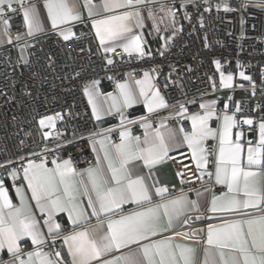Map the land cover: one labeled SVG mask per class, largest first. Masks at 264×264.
I'll return each instance as SVG.
<instances>
[{
    "label": "snow or ice",
    "instance_id": "6c2138e0",
    "mask_svg": "<svg viewBox=\"0 0 264 264\" xmlns=\"http://www.w3.org/2000/svg\"><path fill=\"white\" fill-rule=\"evenodd\" d=\"M13 2L14 0H0V20L4 25L0 37H6L9 43L13 41L9 34L10 22L2 18L7 11H16L13 8ZM17 2L27 27L26 35L32 37L36 33L43 32L44 27L36 6L34 4L26 6L24 0H17ZM144 2L145 0H102L100 5H94L92 0H83V7L87 8L88 17L92 18V28L105 53L115 52L114 47L106 46L107 42L125 40L126 43L121 45L125 53L130 55L136 52L141 57L151 54L145 52L143 37L132 34L133 27H143L144 18L140 6ZM259 6L264 7V0H261ZM45 7L53 28L69 25L70 22H82L80 0H45ZM224 7L225 10H231L227 5ZM118 9L125 10L117 13ZM99 10L107 14L101 16ZM207 10L211 11V9ZM168 13L171 14V9H168ZM149 14L151 15V11ZM59 34L64 41H70L76 36L70 26L60 30ZM22 39H24L22 34H17L15 37L17 42ZM21 47L24 48L27 45L22 44ZM113 63L112 59H107V64ZM214 63L220 70V61L216 60ZM239 75L244 79H251L242 71ZM220 79L222 84L228 86L233 80V75L231 73L225 75L223 71H220ZM98 84V80H93L84 87V92L92 106V114L97 121L101 120V114L105 111L95 99L100 95L97 91ZM132 84L138 86V93L133 90ZM117 89L118 95L107 94L112 100L108 112L112 109L120 111L131 107L138 102L137 95L143 97L149 113L169 107L164 96L152 83L149 71L143 73V79H134L132 83L118 82ZM215 104L216 101L200 104L203 112L202 114L194 113L189 117L192 121V131L184 133V140L192 150L197 168L200 169L208 162L204 141L218 136L215 181L217 184L226 185L227 192L220 196H213L210 211L237 213L242 218L222 225L208 226L207 247L203 248L202 259L198 258V249L193 244L176 243L172 237L154 239L149 242L151 237L174 230L178 223L188 224L186 212L193 208L198 209L199 206L196 200H189L184 194L163 199L168 191L167 187H155V194L162 199L159 203H153L145 177L133 178L128 167L130 162L141 160L151 169L153 165L160 163L169 151L164 142V134L159 128L155 129L154 136L149 133L148 129L151 125L146 122V117L140 118L142 127L145 129L143 141L141 142L139 136H132L128 130L121 131L120 143L112 145L111 152L106 146V141L110 142L108 133L112 131L111 128L104 130L102 135L101 133L90 134L93 141L96 136L101 135L99 144L104 151L103 161H106V168L100 157H97L96 166L86 169L84 173L76 172L70 159L62 162L53 160L54 168L47 167L46 160H41L39 163L28 160L27 166L23 169L24 178L28 181L32 199L36 201L39 211L47 214L44 224L47 226L48 233L53 235V239L61 229V225L53 219L55 213L67 212L73 225L87 220V209L82 206L81 197H87V208L91 209V215L99 217L101 213H104L109 216L107 231L101 232L99 228L85 229L63 237L67 252L71 256L70 264H264V207H262L264 206V184L257 180L261 173L252 170L254 167L264 168V122L259 125L258 144L252 146L251 141L248 142L245 166L242 162L244 152V145L241 143L242 133H236L235 141L232 139V129L236 124L234 116L225 114L219 130L212 128L209 124L216 115ZM179 111L186 112L187 109L180 104ZM62 119L61 114L56 113L41 117L38 123L41 129H55L56 121ZM123 119L121 114L122 123ZM244 123L252 125L253 121L247 119ZM42 135L48 139L53 136V132L43 131ZM55 135L59 137L61 133L57 131ZM169 135L171 137L173 134L169 132ZM141 143L144 147H141ZM45 151L48 150L45 149ZM21 159L24 158L21 157ZM12 174H16L15 170ZM203 174L202 172L201 175ZM76 177L80 179L77 181ZM17 192L19 193L20 189H17ZM0 201H2L0 203V251L6 248L13 257L12 261L3 262V264H62L61 260L53 258L61 257L60 252H44L42 247L27 252V259L22 258L23 250L19 241L23 237H30L33 245L42 246L45 243L39 221L25 208L23 198L20 207L12 205L6 190L2 187V182H0ZM130 201L136 203L140 210L120 214L117 219L111 218V215L121 210L122 205ZM5 209L8 211L5 212ZM249 209L257 210L260 214L248 212ZM175 235L195 241V233L177 231ZM131 245L137 246L135 252L106 258L114 250L129 248Z\"/></svg>",
    "mask_w": 264,
    "mask_h": 264
},
{
    "label": "built area",
    "instance_id": "2783aa9c",
    "mask_svg": "<svg viewBox=\"0 0 264 264\" xmlns=\"http://www.w3.org/2000/svg\"><path fill=\"white\" fill-rule=\"evenodd\" d=\"M96 1L99 0H92ZM225 5L231 10H225ZM259 5L244 0H188L180 7L182 24L169 35L171 39L168 37L163 45L145 48L151 54L141 57L139 53L129 55L121 47L105 53L85 18L72 26L76 36L70 41L55 34L28 37L19 3H13L16 11H7L2 18L10 22L13 41H7L0 49V180L20 186L29 159L46 160L47 164L54 159H70L76 170L84 171L95 164L91 133L103 134L111 128L108 135L115 143L119 129L127 127L142 140L145 133L141 117H146L152 127L157 120L165 119L184 132H191L185 115L149 118L141 104L97 121L84 92L85 85L98 80L105 90L115 92L117 83L130 73L136 77L149 71L169 107L183 104L186 108L190 101L225 95L224 100L216 99L217 116L210 120V126L217 128L221 117L231 114L242 124L244 118L251 119L249 129L255 135L257 122L264 121V7ZM0 26L4 27L2 20ZM17 34L24 39L17 42ZM22 44L27 47L22 48ZM109 58L114 61L111 65L107 64ZM216 60L221 63L220 70ZM240 69L251 78L243 86L250 96L236 100ZM220 71L233 75L228 86L222 84ZM56 113L63 117L56 121V128L41 129L38 120ZM43 131H52L53 136L45 139ZM57 131L61 133L59 137L55 135ZM218 145V138L204 141L208 162L203 169L197 168L189 148L167 154L165 162L151 169L155 181L167 187L169 194L192 195L196 188L204 186L214 194L222 193L224 188L213 180ZM13 170L18 177L12 176ZM249 212L260 214L257 210ZM199 216V242L203 244L205 228L211 222L210 212L203 210ZM54 221L61 229L50 242L49 253L60 252L61 257L53 258L66 264L68 253L62 236L71 227L63 214L55 215Z\"/></svg>",
    "mask_w": 264,
    "mask_h": 264
},
{
    "label": "crops",
    "instance_id": "0c3cea01",
    "mask_svg": "<svg viewBox=\"0 0 264 264\" xmlns=\"http://www.w3.org/2000/svg\"><path fill=\"white\" fill-rule=\"evenodd\" d=\"M188 0H168V3L170 5H179V8L176 9L174 11V18L172 19V21L170 23H166V21H162L161 26L160 27H156L154 24H152L150 18V14H149V10L147 8V6H145L144 4L140 6V11L143 15L144 18V24L143 27H133V35H141L143 37V46L144 48H150V47H155L158 45H163L166 41V39L169 37V35L182 24V13L180 12V7L182 4H184L185 2H187ZM244 2H251V3H259L261 4V0H244ZM13 3H18L17 0H14ZM25 5H29V4H34L36 6L38 15L42 21L43 27H44V31L40 32V33H36L34 36H40L43 34H55V35H59L60 30H62L65 27H72L75 24H77L78 22H70L69 25H61L58 26V28H53L51 25V20L48 17L47 14V8L45 7V0H24ZM94 5H100L102 3V0L96 1V2H92ZM125 9H118L116 10V12H120L123 11ZM80 11L82 13V20L85 18L88 20V24L91 27V29L93 30V33L95 35V30L92 28V24H91V20L92 18L88 17L87 15V8L83 7V0H80ZM100 11V15H106L107 13H104L102 10ZM99 18V17H96ZM2 26H0V32L3 31ZM161 30V34L160 37L158 39H151L155 36V34L158 33V30ZM33 37V36H32ZM62 37V36H60ZM96 37V35H95ZM97 42L99 43V39L96 37ZM7 43V38L6 37H0V49L2 47L5 46V44ZM126 43L125 40H117V41H110L107 42L106 46L109 47H121L122 48V44ZM101 49L103 50V46L100 45ZM136 53V52H133ZM143 73L141 72L138 76L133 77L130 75H127L122 81L120 82H129L132 83V81L134 79H143ZM151 75V74H150ZM152 76V75H151ZM152 83L155 85V78L154 76H152ZM156 86V85H155ZM133 90L136 91L138 93V86L132 84ZM157 88V87H156ZM97 91L100 94L99 96L95 97L97 104L104 109L105 111L102 112L101 117L106 116L108 114H112V113H116V112H120L123 109H128L131 108L135 105H143L145 110L147 111V107L143 102V97H140L139 95H137V103H134L131 107H127V108H123L120 111H117L116 109H112L111 112H108L107 110L109 109L110 105L112 104V100L110 97H108V93H112L113 95H118V89L115 92H110L105 90L101 83L99 82V84L97 85ZM216 96L217 95H209V96H205L202 97L201 99H199V103L194 106V107H190V108H186L187 111L186 112H180L177 111L179 110V107H168L165 109H157L156 111L149 113L147 111V115L149 118L152 117H160V116H168L173 114L174 112H176V115L180 116V115H185L188 120H189V124L191 127V131H192V121L189 118L192 114L200 112L202 114L203 110L200 108V104L201 103H208L210 101H216ZM87 100H88V96L86 95ZM89 102V101H88ZM91 111H92V106L89 103ZM216 107V104H215ZM227 115H231V114H227ZM217 116V113L214 117ZM224 116V115H223ZM223 116L220 119L219 125L217 129L219 130L222 123H223ZM233 116V115H231ZM235 118V117H234ZM248 118H244L243 119V124L241 122H239L238 120H236V124L234 125L233 129H232V139L233 141H235L236 139V133H242L241 136V143L244 145V152L242 153V162L243 164L246 166L247 163V147H248V142L251 141L252 146H256L259 142V130H258V123L260 122H264V121H258L257 122V129H256V134L253 135V133L251 132V130L249 129L248 124L244 123L245 120H247ZM149 123V122H147ZM210 123V121H209ZM150 124V123H149ZM151 125V124H150ZM163 125V126H162ZM159 128L160 131L164 134V142L165 144L168 146L169 151L167 154L183 149V148H189L187 146V142L184 140V131H181L180 128L178 126H173L170 125L168 123V121H166L165 119H159L157 120V124L155 127H150L148 129L149 133L152 134L154 136V132L155 129ZM144 129V127H143ZM124 130H128L130 131L127 127H121L118 131V140L113 143L110 137V142L106 141V146L108 147L109 151H112V145L114 144H118L120 143V132L124 131ZM169 132H171L173 135L170 137ZM144 133H145V129H144ZM102 135V134H101ZM101 135H98L95 137V141H91L90 142V147L91 150L93 152L94 158H95V164L92 165L91 167H95L97 164V157H100L103 165L106 168V161H103V155H104V151L103 149L100 147L99 144V140L101 139ZM133 136V135H132ZM218 138V136L216 137ZM144 139V138H143ZM143 139L141 140V142L143 141ZM219 139V138H218ZM141 147H144L143 143H141ZM219 148V145H218ZM218 148H217V153H218ZM190 149V148H189ZM191 153L192 150L190 149ZM216 153V155H217ZM165 158L158 164L153 165L151 167V169L157 165L162 164L163 162H165ZM194 159V158H193ZM32 160V159H31ZM57 162H62L63 160H68V159H54ZM36 163H39L40 161H36L33 160ZM53 161V160H52ZM28 162V160H27ZM27 162H26V166H27ZM194 162L197 166L196 160L194 159ZM47 167L49 168H54L55 165L51 162V164H47ZM72 167L74 168V166L72 165ZM130 172L133 176V178H135V176H144L145 177V182L147 183V185L150 187V191L152 194V202L153 203H159L161 201V197L157 196L155 194V187H162L161 185H159L156 181L155 178L152 175L151 169L147 166H145L143 164V161L141 160H136V161H132L130 162V164L128 165ZM90 168V167H89ZM204 168V167H203ZM200 168V169H203ZM75 169V168H74ZM88 169V168H87ZM76 170V169H75ZM252 170L254 171H258L261 173V175L259 177H257V180L263 184V172H264V168H256L254 167ZM76 172L78 173H84V171H78L76 170ZM109 177H110V173H108ZM13 177H18L17 174L13 175ZM86 179V176L84 177ZM77 181L80 179V177H76ZM214 183H216L215 181V171H214ZM0 182H2V187L6 190V194L8 196V198L10 199L12 205L14 207H20L21 206V202H22V198H23V205L25 206V208L27 210H29L37 219V221H39V228L41 230V232L43 233L44 237H45V243L42 246H37V245H33L31 242V238L30 237H23L21 239V241H19L21 249L23 250L21 255H24L25 258L27 259V255L26 253L29 251H33L34 249H36L37 247H42V250L44 252H48L49 253V244L53 239V235L48 233V229L47 226L44 224V219L47 218V214L46 213H41L39 211V208L36 206V201L34 199H32V194H31V189L28 187V181L24 178L23 175V181L22 184L18 187H13L10 184L0 180ZM221 187L224 188V191L220 194H214L211 192V190L208 187H198L196 188L193 192L192 195H188L187 193H179V194H169L168 192H166L164 194L163 199H171V198H175L180 196L181 194H184L187 196V198L189 200H196L198 202V209L193 208L190 211L186 212V217L188 218V224H183L178 223L175 226L174 230H168L166 232L160 233L155 237H151L149 242L151 240L154 239H163L165 237H172L174 242L176 243H190L193 244V246H195L198 249V258L202 259L203 257V248L207 247V228L209 225L212 226H217V225H222L228 221L231 220H235V219H240L242 218V216L240 214L237 213H212L210 211L211 209V201L213 196H220L223 193L227 192V186L226 185H220L217 184ZM17 189H20V192H17ZM199 193V195H197ZM81 202H82V206L85 207L87 209V213H88V217L86 221H82V222H78L77 224L73 225L72 222L69 220L68 218V213L67 212H58L55 213V215L57 214H63L65 216V218L67 219L71 230L69 232H67L66 234H64L62 236V239L65 235H69L75 231H83L85 229H96L99 228L101 232L107 231V222L109 219L108 215H105L104 213H101L99 217L97 216H93L91 215V209L87 208V197H81ZM0 203H2V201H0ZM140 208L137 206L136 203L134 202H128L124 205H122V208L119 212H117L116 214L111 215L112 219H117L119 217L120 214H129L131 212L134 211H139ZM203 210H208L210 212V218H211V222L206 226L205 228V240L203 244H200L199 242V237L202 233V231L200 230L199 226H197V217L199 216V212L203 211ZM251 209L247 210L248 212ZM8 209H5V212H7ZM54 215V216H55ZM258 215V214H257ZM246 218V217H243ZM54 219V217H53ZM102 221V223H101ZM184 232V233H195V241H190V240H186L184 237H177L175 235V232ZM56 236V235H55ZM64 242V239H63ZM65 244V243H64ZM65 248L67 250V245L65 244ZM137 250V246L136 245H131L129 246V248H125V249H121V250H114V252L112 254H108V256L106 258H111L112 255H121V254H127L129 252H135ZM68 253V252H67ZM13 257L10 253L7 252V249L5 248L3 251H0V264H3V262H8V261H12ZM71 262V256L68 254V260L66 261V264H70Z\"/></svg>",
    "mask_w": 264,
    "mask_h": 264
},
{
    "label": "water",
    "instance_id": "95a60500",
    "mask_svg": "<svg viewBox=\"0 0 264 264\" xmlns=\"http://www.w3.org/2000/svg\"><path fill=\"white\" fill-rule=\"evenodd\" d=\"M144 5L147 6L148 10L151 11V22L156 27H160L162 21H166V23H170L172 19L174 18V11L179 8V5H170L168 3V0H145ZM168 9H171V14L168 13ZM161 30H158V33L155 34L153 39H158L160 37ZM233 96H230L232 98ZM215 99H226L225 95H217ZM255 98H249V100H254ZM199 103L198 100H193L187 103L186 108L194 107ZM179 111V110H177ZM176 111V112H177ZM176 112H174L171 115L168 116H174L176 115ZM180 128V127H179ZM199 219H197V223L201 220V217L198 216Z\"/></svg>",
    "mask_w": 264,
    "mask_h": 264
},
{
    "label": "rangeland",
    "instance_id": "374dc122",
    "mask_svg": "<svg viewBox=\"0 0 264 264\" xmlns=\"http://www.w3.org/2000/svg\"><path fill=\"white\" fill-rule=\"evenodd\" d=\"M22 53L24 55V51L22 50ZM25 56V55H24ZM244 72L245 75L247 77H249V74L244 70V69H240L238 70L237 72V79H236V86L240 87L239 89H237L235 91V94H234V99L238 100V99H245V98H248L250 96V93L248 90H246L245 88H243V86H245L247 84V82H249V79H244L242 78L239 73L240 72ZM39 122V120H38ZM261 123V122H260ZM260 123H258V130H259V125ZM39 124V123H38ZM40 126V125H39ZM259 139V137H258Z\"/></svg>",
    "mask_w": 264,
    "mask_h": 264
}]
</instances>
